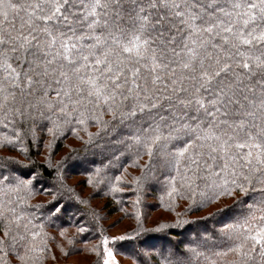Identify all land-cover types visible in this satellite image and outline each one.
Listing matches in <instances>:
<instances>
[{
	"label": "snow or ice",
	"instance_id": "6c2138e0",
	"mask_svg": "<svg viewBox=\"0 0 264 264\" xmlns=\"http://www.w3.org/2000/svg\"><path fill=\"white\" fill-rule=\"evenodd\" d=\"M37 128L53 138L82 129L85 151L117 161L146 155L138 189L159 173L169 199L205 212L156 229L197 225L158 264H264V0H0V144L26 154ZM15 165L27 167L0 160V264H43L44 223L25 208L37 173ZM102 243L103 264H117Z\"/></svg>",
	"mask_w": 264,
	"mask_h": 264
},
{
	"label": "trees",
	"instance_id": "16d2710c",
	"mask_svg": "<svg viewBox=\"0 0 264 264\" xmlns=\"http://www.w3.org/2000/svg\"><path fill=\"white\" fill-rule=\"evenodd\" d=\"M96 126L88 125V132L95 133ZM6 132L7 130L0 129ZM10 134V133H9ZM36 143L32 137L24 139L23 147L27 149L26 154L20 151V145L0 144V160L4 158L22 161L27 167L15 165L16 168L27 178L30 173L35 172L37 176L33 180V195L27 200L25 208L33 212L36 223H44V233L49 252L43 264H65L64 252L70 254L91 255L90 264H101L104 255L103 237L108 235V226L104 220L111 216L118 215L120 219L134 222V225L124 231V236H132V239L113 241L109 239L108 247L126 257H131L134 264H158L161 250L166 251L171 247L183 249L184 245L194 235L196 224H181L156 231L160 228L158 224L148 223V213L162 211L173 214L174 220L163 222L166 225H176L177 220L196 221L198 217L205 214L204 211H188L190 201L179 195L175 199H169L166 193L164 176L157 173V180H153L139 189L133 183V179L142 175V168L147 163L148 157L141 156L138 160L134 153H126L119 161L111 155L110 149L93 148L86 146L84 141L88 139L87 133L78 129L74 135L67 131L64 135H57L53 138L46 129L37 128ZM79 137V138H77ZM106 139V138H104ZM52 142L51 150L46 145ZM98 139L97 144L103 143ZM75 151H70V150ZM94 153V154H93ZM68 157L62 168L57 169V161ZM50 160V165L48 161ZM88 160L91 163L81 164L73 161ZM136 161L138 166H133ZM115 165V166H114ZM99 169V174H97ZM58 171L60 176L58 177ZM79 176L78 186L69 181L73 176ZM120 176L118 184L120 191H112L116 184V177ZM91 179L92 183H89ZM47 189V193H45ZM88 190L86 194L83 192ZM139 195V204L136 203ZM55 196V200H54ZM163 197V199H161ZM100 200L101 206H95L91 200ZM63 205L62 211L47 221L43 220L48 215V208L53 204ZM229 202V201H226ZM29 205H41L40 209L28 207ZM137 212L140 214L139 224ZM180 214L179 216L177 214ZM211 228L212 221L201 222ZM218 227V225H217ZM83 228V232L77 229ZM64 235H61V231ZM2 236V232H0ZM72 240V244L68 241ZM56 243L59 245L55 247ZM84 244H92L87 248ZM136 246V251L129 255L123 249ZM96 250H92L93 248ZM63 249V252L61 251ZM99 252V256L97 255ZM52 256L51 261L47 259ZM13 264H18L14 257L9 256ZM56 259V260H54ZM53 261V263H52ZM56 261V262H55ZM67 264V263H66Z\"/></svg>",
	"mask_w": 264,
	"mask_h": 264
},
{
	"label": "rangeland",
	"instance_id": "374dc122",
	"mask_svg": "<svg viewBox=\"0 0 264 264\" xmlns=\"http://www.w3.org/2000/svg\"><path fill=\"white\" fill-rule=\"evenodd\" d=\"M78 178H80L79 176H73L69 179V181L73 184H76V186L79 187L78 185ZM88 192V190L84 191L83 193L86 194ZM92 204H94L95 206H101L100 205V200L98 199H93L91 200ZM174 215L173 214H169L166 212H162V211H155V212H150L148 213V216L146 218L148 223L151 224H163V222L171 220H174ZM104 224L106 226H108V235H109V239H111L113 236H121L124 234V231L127 230L128 228L132 227L134 225L133 220L130 222L127 221L126 219H120L118 218V215L115 216H111L109 218H107V220H104ZM87 248H89V246H91L92 244H84ZM59 245L56 243L55 247H58ZM110 248V247H109ZM112 249V248H110ZM113 250V255L114 258L117 262V264H134V261L131 257H126L122 254L117 253L114 249ZM125 253H128L129 255L134 254L133 252L136 251V246H130L128 247V249H123ZM91 255H86V254H70L65 256L63 258V260L65 261V264H90L91 262ZM104 258V255H103ZM47 259H50L48 261H51L52 256H48ZM56 260V259H54ZM57 261V260H56ZM55 261V262H56ZM47 263V261H45ZM18 263V261H17ZM44 263V264H46ZM53 263V261H52ZM101 264H103V259Z\"/></svg>",
	"mask_w": 264,
	"mask_h": 264
}]
</instances>
